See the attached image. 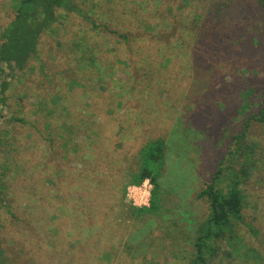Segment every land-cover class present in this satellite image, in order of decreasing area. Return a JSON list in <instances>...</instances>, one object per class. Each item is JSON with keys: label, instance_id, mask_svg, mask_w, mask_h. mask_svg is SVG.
<instances>
[{"label": "rangeland", "instance_id": "374dc122", "mask_svg": "<svg viewBox=\"0 0 264 264\" xmlns=\"http://www.w3.org/2000/svg\"><path fill=\"white\" fill-rule=\"evenodd\" d=\"M259 1L76 0L91 21L59 10L22 71L3 64L0 237L10 264H192L209 216L199 193L218 175L227 189L247 166L234 138L242 93L264 85ZM17 3L0 0V45ZM204 23L232 52L197 66ZM251 128L264 144V125ZM156 140L167 146L162 207L138 214L153 185L132 181ZM252 174L245 221L257 233L240 227L211 264H264V170Z\"/></svg>", "mask_w": 264, "mask_h": 264}, {"label": "trees", "instance_id": "16d2710c", "mask_svg": "<svg viewBox=\"0 0 264 264\" xmlns=\"http://www.w3.org/2000/svg\"><path fill=\"white\" fill-rule=\"evenodd\" d=\"M17 2L15 5L16 16L4 28L1 36L3 42L0 45V121L2 118L1 106L6 102L3 95L7 90L6 69L3 64L10 68L15 65V69L22 71L28 60L36 53V45L41 34L58 22L59 10L75 12L87 21L92 20L90 12L80 6L76 0H17ZM259 2L264 8V0ZM203 29L206 32L198 31L199 38L194 43V65L199 64L201 60L212 65L213 63L210 62L213 60L212 52L214 58L219 51L232 52L229 50L231 48L225 49L223 45L218 44L223 43V37L220 38L221 35L210 29L207 23H204ZM218 39L220 40L217 41ZM233 42L239 44L237 39ZM196 84L197 81L194 87ZM258 93L261 99L258 103H253L252 98ZM255 106L258 107L256 111L254 110ZM241 115L243 116L242 131L235 136L234 144L236 142L237 149H240L238 151L240 158L246 156L247 166H242L240 174L236 177L237 181H232L227 189L219 186L220 177L218 175L215 178L217 181L213 179L215 182L206 184L199 193L200 198H206L208 201L209 216L197 229L192 264H211L219 257L220 252L223 253L221 247L223 243L238 238L240 227H247L248 231L254 235L257 233L254 225L245 221L244 188L253 177L254 170H264V144L251 134L252 125H264V85L261 89H257L250 84L246 92L242 93ZM2 146L3 139L0 136V150ZM146 149L141 153L142 164L134 175L132 183L141 184L149 179L153 185L152 200L149 208L134 209L138 214L158 212L163 202L164 192L161 180L164 177L163 170L166 166L167 146L164 140H156ZM220 172L221 168L218 173L220 174ZM0 264H10L1 237Z\"/></svg>", "mask_w": 264, "mask_h": 264}]
</instances>
